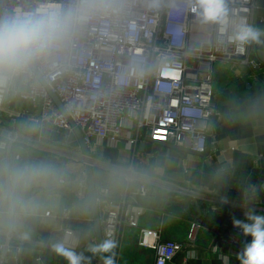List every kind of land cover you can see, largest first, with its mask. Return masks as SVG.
Segmentation results:
<instances>
[{
	"label": "crops",
	"instance_id": "0c3cea01",
	"mask_svg": "<svg viewBox=\"0 0 264 264\" xmlns=\"http://www.w3.org/2000/svg\"><path fill=\"white\" fill-rule=\"evenodd\" d=\"M254 1L261 9L253 14L250 27L261 36L260 42L249 43V55L259 62L260 69L252 72L241 65L213 66L215 109L221 118L207 131L206 154L147 141L126 118L121 121L115 145L95 142L96 149L90 153L94 172L108 179L97 187L100 216L107 201L123 200L124 211H140L139 227L160 229L164 240L176 242L186 239L190 223L201 225L196 246L182 249L169 264H240L237 254L251 237L240 229L238 244L230 247L221 246L218 236L233 226V218L246 221V212L264 215V21L260 22L264 0ZM252 75L259 76L253 80ZM38 114V109L14 95L0 109V132L19 135L9 155L17 154L20 159L9 161L10 170L47 169L38 183L19 193L30 209L12 218L3 198L2 159L7 153L0 151V242L11 234L13 243L20 246L0 264H68L53 250V245L71 241L64 236L66 229L80 231L75 251L98 261L89 251L95 239L87 188L81 198L77 196L85 176L76 137L66 138L65 132L51 125L38 126ZM129 140L134 143L129 145ZM42 142L48 150L40 147ZM62 144L67 148L61 154L54 147ZM140 184L148 189L146 198L131 195ZM104 190L108 195L102 194ZM65 207L71 215L91 222L81 226L62 220ZM138 230L120 227L114 264H154L153 252L137 245Z\"/></svg>",
	"mask_w": 264,
	"mask_h": 264
},
{
	"label": "built area",
	"instance_id": "2783aa9c",
	"mask_svg": "<svg viewBox=\"0 0 264 264\" xmlns=\"http://www.w3.org/2000/svg\"><path fill=\"white\" fill-rule=\"evenodd\" d=\"M233 23L250 26L261 8L254 0H226ZM42 4L58 5L65 11H81L85 18L75 25L70 38L33 66L44 84L30 69L0 86V109L13 95L38 109V126L51 125L73 136L71 126L49 96L46 86L57 96L67 115L79 128L90 153L95 142L115 145L121 121L132 120L143 138L157 144L198 155L207 152V131L221 116L215 109L213 66L241 65L258 72L260 64L249 55V43L241 47L222 39L217 26L202 23L187 7V0H0V16L13 10L34 11ZM264 19L260 18V22ZM259 75H252L257 80ZM0 151L6 152L3 172L8 187L9 155L19 135L0 132ZM129 145L134 140H129ZM42 145V144H39ZM54 148L64 153L66 144ZM1 161V160H0ZM63 181H60V185ZM86 190L79 183L77 196ZM106 190L102 194L108 195ZM148 189L140 184L131 195L146 198ZM125 202L109 200L100 216L102 239L115 242L113 262L121 226L139 229L137 245L151 250L154 264H169L186 247L194 248L198 222L189 225L183 242L167 241L160 229L139 227L140 211H124ZM47 216L49 214H46ZM61 219L86 226L90 219L62 209ZM240 228L230 227L218 236V243L238 244ZM80 231L66 229V247L75 250ZM20 246L6 234L0 242V263ZM91 264H99L91 259Z\"/></svg>",
	"mask_w": 264,
	"mask_h": 264
},
{
	"label": "clouds",
	"instance_id": "9594fccd",
	"mask_svg": "<svg viewBox=\"0 0 264 264\" xmlns=\"http://www.w3.org/2000/svg\"><path fill=\"white\" fill-rule=\"evenodd\" d=\"M188 9L204 24L217 26L219 36L227 43L241 47L260 42L261 33L246 22L233 23L226 0H187ZM85 16L81 11H65L58 5L42 4L34 11L13 10L0 16V85L21 75L71 36L76 24ZM47 174L42 166L13 168L8 174V187L3 193L10 216L16 218L30 209V203L19 194L38 183ZM227 203V200H225ZM246 221L233 218L234 227L251 237L242 252L237 254L240 264H264V215L249 211ZM115 242L105 240L91 246L93 256L113 253ZM53 250L68 264H91V257L77 253L64 243L53 245ZM104 264H114L112 255L104 256Z\"/></svg>",
	"mask_w": 264,
	"mask_h": 264
},
{
	"label": "water",
	"instance_id": "95a60500",
	"mask_svg": "<svg viewBox=\"0 0 264 264\" xmlns=\"http://www.w3.org/2000/svg\"><path fill=\"white\" fill-rule=\"evenodd\" d=\"M31 69L35 72L37 78L39 81L44 84L42 81L40 75L37 73L34 66L31 67ZM46 90L51 97L52 100H54V104L57 107V109L60 111L62 116L65 117L66 121L71 126L72 132L74 136L76 137V141L79 145V150L81 152V157L84 162V176H85V182H86V188H87V194H88V200H89V206H90V213H91V220H92V229L95 239V245L103 242L102 239V231H101V222H100V215H99V207H98V191L97 187L101 186L102 181L108 182V179L106 176H104L101 172H94L93 166L91 164V155L88 147L86 146L83 135L79 128L74 124V122L69 118L67 115L65 109L63 108V105L60 103V100L57 98V96L46 86ZM10 97H7L6 100H10ZM34 255V254H33ZM104 256L105 254H98V263L104 264Z\"/></svg>",
	"mask_w": 264,
	"mask_h": 264
},
{
	"label": "rangeland",
	"instance_id": "374dc122",
	"mask_svg": "<svg viewBox=\"0 0 264 264\" xmlns=\"http://www.w3.org/2000/svg\"><path fill=\"white\" fill-rule=\"evenodd\" d=\"M42 143H43V146H41V145H40V147H44L45 149H47V150H48V148H49V147H48V148H47V147H45V146H44V144H45V143H44V142H42ZM45 145H47V144H45ZM44 148H43V149H44Z\"/></svg>",
	"mask_w": 264,
	"mask_h": 264
},
{
	"label": "bare ground",
	"instance_id": "6f19581e",
	"mask_svg": "<svg viewBox=\"0 0 264 264\" xmlns=\"http://www.w3.org/2000/svg\"><path fill=\"white\" fill-rule=\"evenodd\" d=\"M3 85V84H2ZM2 85H0V86H2Z\"/></svg>",
	"mask_w": 264,
	"mask_h": 264
}]
</instances>
